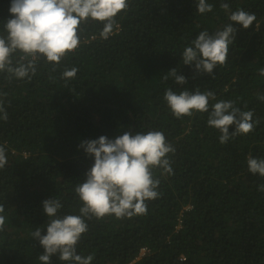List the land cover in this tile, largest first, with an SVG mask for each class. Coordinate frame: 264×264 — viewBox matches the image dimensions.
<instances>
[{
    "label": "trees",
    "instance_id": "obj_1",
    "mask_svg": "<svg viewBox=\"0 0 264 264\" xmlns=\"http://www.w3.org/2000/svg\"><path fill=\"white\" fill-rule=\"evenodd\" d=\"M207 2L212 11L200 14L197 0H128L107 38L104 24L89 20L79 26L76 50L58 65L29 57L36 66L30 78L0 72L8 116L0 119L7 158L0 169V264H42L45 249L32 233H47L44 200L61 202L58 218L81 215L75 188L94 164L82 141L149 131L162 132L175 150L167 154L171 172L152 169L159 195L145 202L146 214L85 217L77 254L91 255V264H264V177L247 164L250 157L264 159V101L258 98L264 95V0ZM11 3L0 0V36L7 35ZM241 9L256 18L247 29L229 20ZM229 23L236 37L212 75L183 64V50L200 32L215 34ZM21 55H12L13 64ZM173 68L186 84L163 80ZM72 69L76 75L66 81L62 73ZM170 87L177 94L212 91L209 112L216 102H235L253 112V130L221 144V133L207 124L209 112L172 114L164 100ZM51 264L73 262L55 254Z\"/></svg>",
    "mask_w": 264,
    "mask_h": 264
},
{
    "label": "clouds",
    "instance_id": "obj_2",
    "mask_svg": "<svg viewBox=\"0 0 264 264\" xmlns=\"http://www.w3.org/2000/svg\"><path fill=\"white\" fill-rule=\"evenodd\" d=\"M128 7V0H12L10 13L12 18L4 25L5 36H0V72H7L9 78H30L36 72L35 60L29 57H41L49 63L58 65L62 58L73 52L79 45L78 29L89 20L104 24L101 35L107 38L113 30L117 15ZM221 8L229 9L227 3ZM196 9L200 14L211 12L213 5L207 0H197ZM255 16L244 10H237L229 15L231 22H236L244 29L255 21ZM237 29L232 23L215 34L202 31L183 50V64L193 65L198 74L214 73L218 65L226 62L229 45L236 37ZM22 53L13 64L12 55ZM264 76V68L259 69ZM76 69L65 70L62 77L67 81L73 79ZM176 84L184 85L187 78L173 68L164 75ZM215 99L212 91L195 92L184 90L177 94L168 88L164 100L177 118L191 116L194 112H209V99ZM264 101V95L258 97ZM0 119L7 120V112L0 100ZM258 123V121H257ZM209 127L217 129L221 135L220 143L225 144L230 138L246 135L253 130V112L242 111L233 101H220L211 106ZM235 125L234 131L229 130ZM89 156H94L93 166L85 173L86 179L75 188L83 202L81 215L57 217L62 204L58 199L43 201V210L50 218L47 233L37 228L32 237L37 239L45 249L39 256L42 264H51V257L59 254L62 261L73 264H91V255L82 257L77 254L76 245L81 235L87 231L84 218H103L114 214L117 218L146 214V201L157 198L159 180L153 178L152 169L162 168L171 172L167 154L174 148L166 143L165 136L159 131L147 133L125 132L115 139L100 136L97 139L84 140L79 145ZM7 163L6 150L0 146V169ZM248 169L253 174L264 177V159L250 157ZM264 191V185L259 186ZM4 209L0 206V212ZM4 217L0 216V228ZM143 250V249H142ZM141 250V251H142ZM132 264V263H130Z\"/></svg>",
    "mask_w": 264,
    "mask_h": 264
},
{
    "label": "rangeland",
    "instance_id": "obj_3",
    "mask_svg": "<svg viewBox=\"0 0 264 264\" xmlns=\"http://www.w3.org/2000/svg\"><path fill=\"white\" fill-rule=\"evenodd\" d=\"M145 254V250L141 251V254L137 257L138 259L141 258Z\"/></svg>",
    "mask_w": 264,
    "mask_h": 264
},
{
    "label": "built area",
    "instance_id": "obj_4",
    "mask_svg": "<svg viewBox=\"0 0 264 264\" xmlns=\"http://www.w3.org/2000/svg\"><path fill=\"white\" fill-rule=\"evenodd\" d=\"M143 250H145V249H143ZM182 259H185V258L183 257Z\"/></svg>",
    "mask_w": 264,
    "mask_h": 264
}]
</instances>
